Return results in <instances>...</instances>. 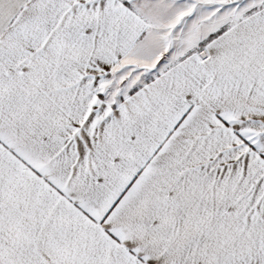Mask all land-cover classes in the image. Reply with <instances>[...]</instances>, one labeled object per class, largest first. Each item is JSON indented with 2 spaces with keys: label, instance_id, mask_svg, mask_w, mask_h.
Wrapping results in <instances>:
<instances>
[{
  "label": "snow or ice",
  "instance_id": "obj_1",
  "mask_svg": "<svg viewBox=\"0 0 264 264\" xmlns=\"http://www.w3.org/2000/svg\"><path fill=\"white\" fill-rule=\"evenodd\" d=\"M0 264H264V0H0Z\"/></svg>",
  "mask_w": 264,
  "mask_h": 264
}]
</instances>
